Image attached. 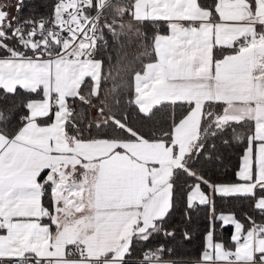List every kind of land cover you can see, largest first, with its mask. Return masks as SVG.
<instances>
[{"label": "snow or ice", "instance_id": "6c2138e0", "mask_svg": "<svg viewBox=\"0 0 264 264\" xmlns=\"http://www.w3.org/2000/svg\"><path fill=\"white\" fill-rule=\"evenodd\" d=\"M0 264H264V0H0Z\"/></svg>", "mask_w": 264, "mask_h": 264}, {"label": "trees", "instance_id": "16d2710c", "mask_svg": "<svg viewBox=\"0 0 264 264\" xmlns=\"http://www.w3.org/2000/svg\"><path fill=\"white\" fill-rule=\"evenodd\" d=\"M237 151L236 149H228L224 152L223 162L224 168L221 169V172L229 171L235 166L237 162ZM217 178V177H214ZM223 178V177H220ZM199 238H194L190 244H187L185 247L177 245V255H182L185 257H191L197 254L199 249Z\"/></svg>", "mask_w": 264, "mask_h": 264}]
</instances>
